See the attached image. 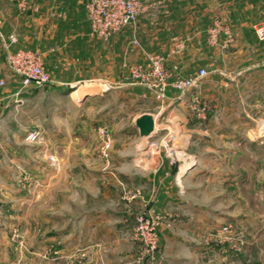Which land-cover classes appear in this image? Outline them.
<instances>
[{
	"label": "rangeland",
	"instance_id": "1",
	"mask_svg": "<svg viewBox=\"0 0 264 264\" xmlns=\"http://www.w3.org/2000/svg\"><path fill=\"white\" fill-rule=\"evenodd\" d=\"M23 2L27 0H21ZM138 2L142 12L127 27H134L143 19L175 18L184 7L194 2L207 5L208 0ZM210 26L204 32L207 46L210 45L207 34ZM130 44L140 46L137 36L131 37ZM183 47L184 39L173 40L175 55ZM140 53L142 60L133 63L130 69H120L122 74L126 71L122 80L135 84L131 93L123 88H110L87 104L81 85L59 89L52 82L23 88L20 100L12 97L0 109V264L65 262L67 259L59 257L60 251L55 244L62 245L63 250V233L72 220L63 217L67 209L70 211L65 197V164L76 157L70 148L95 147L97 155L107 158L113 137L120 144L129 140L121 137V133L133 135L134 116L155 114L157 102L162 107L174 97L181 101L178 109L186 118L185 128L189 134L183 146L190 142L192 152L201 157L202 165L196 178L190 184L179 181L172 184L168 193L159 195L162 199L168 198L165 202L171 200L167 208L159 206L155 211L146 208L157 192H142L140 185L119 181L118 205L121 209L113 212L121 218L113 224L106 222L110 225L99 227L97 235H90L91 240L82 241L85 243L80 245H94L92 257L102 258L107 264H146V260H138L140 245L134 239L133 228L135 216L147 211L160 220L159 248L154 264H264V165L257 164L258 155L253 151L248 154L244 166L240 155L226 153L227 149L234 150L242 145L241 138L264 143V121L241 120L243 108L246 109L245 105L238 104L241 91L233 90L236 104L231 105L224 101V88L218 90V104L214 105L210 101L213 90L208 84L212 69L207 66L200 67L207 74L199 79L198 85L183 94L170 87L163 93L149 87L141 78L133 77L134 73L151 70L149 55L164 58L168 82L195 76L200 68L176 67V58L169 60L163 51L140 49ZM102 127L110 138L106 155L100 151L102 141L98 128ZM30 132H37L34 141L27 140ZM169 136L171 134L166 131L158 140L143 138L141 146L150 145L160 156L156 172L165 160L172 162L174 158L172 140L167 144L162 142ZM164 153L169 157L162 161ZM50 157L55 159L52 165ZM33 161L39 162L38 168L32 167ZM174 165L167 166L169 174L176 173ZM134 199L141 201V206H132L128 214L123 213L127 210L122 203L128 204ZM50 212L61 218H49ZM73 252L82 255L84 251L77 249L67 253Z\"/></svg>",
	"mask_w": 264,
	"mask_h": 264
},
{
	"label": "crops",
	"instance_id": "2",
	"mask_svg": "<svg viewBox=\"0 0 264 264\" xmlns=\"http://www.w3.org/2000/svg\"><path fill=\"white\" fill-rule=\"evenodd\" d=\"M84 2L0 0V80L5 81L4 86H0V109L12 97L15 100L21 97L24 90L6 65L7 55L16 49L38 51L53 85L59 89L81 85L85 90L84 103L87 104L90 99L103 96V92L110 88H123L131 93L135 84L123 81L126 71L122 74L120 69H130L133 63L142 60L140 49H151L165 52L169 60L170 57L176 58V67L181 69L203 66L212 69L208 76V84L213 90L210 101L217 105V91L224 88L225 103L233 105L236 104L233 90L241 91L238 104L246 106L241 120L264 121V40L255 35V28L264 23V0H208L207 5L194 2L184 7L175 18L138 20L134 27H126L107 40L90 35ZM216 17L230 28L233 35L232 43L225 48L205 43V29ZM133 35L140 43L138 48L130 44ZM11 36L15 37L14 42L10 41ZM176 38L184 39V47L175 55L172 43ZM76 69L86 70L80 72ZM168 103L160 107L157 102L156 112L152 114L155 128L150 138L158 140L167 131L171 134L174 155L172 162L163 160L169 157L167 153L161 155L160 160L164 163L158 172L155 167L159 154L150 145L141 146L144 137L134 126L140 114L132 119L133 135L121 133V137L129 138L128 141L125 139L119 144L113 137L107 158L97 155L95 147L81 145L70 148L76 157L65 164V197L70 211L67 209L63 217L72 220L67 225L68 229L63 231V250L62 245L55 244L60 251L59 257L67 260L49 264H107L102 258L92 257L94 245L80 244L91 240L90 235H97L99 227L118 222L121 218L113 212L116 208L121 209L118 205L119 181L126 185H140L142 192H157L146 208L155 211L159 206L167 208L171 201L165 202L168 198L162 199L160 194L168 193V188L178 181L190 184L196 178L202 162L201 157L192 152L190 142L183 146L189 134L185 128L186 118L178 109L181 101L174 97ZM241 139L242 145L234 150L227 149L226 153L240 155L244 166L248 154L253 151L258 155L257 164L264 165V143L249 137L250 141ZM171 164L176 168L173 175L169 174L167 167ZM32 165L38 168L39 162L33 161ZM122 204L127 210L123 213L128 214L130 207L141 206V201L134 199ZM49 214V218H61L53 212ZM77 249L84 251L82 255L67 253Z\"/></svg>",
	"mask_w": 264,
	"mask_h": 264
},
{
	"label": "built area",
	"instance_id": "3",
	"mask_svg": "<svg viewBox=\"0 0 264 264\" xmlns=\"http://www.w3.org/2000/svg\"><path fill=\"white\" fill-rule=\"evenodd\" d=\"M85 15L89 25V33L92 36L107 40L119 33L125 27L134 23L142 12L138 0H85ZM208 43L212 46L218 45L221 48L229 46L233 41L230 28L222 23L219 18H214L208 29ZM255 35L259 40H264V23L255 28ZM10 41L14 42L15 37L11 36ZM149 72L134 73L133 77H139L153 89L163 93L168 87L179 91L181 94L198 85L199 79L207 72L200 68L195 76L185 79L168 82L165 72L164 58L160 55H149ZM7 68L15 75L20 82L21 88L39 87L46 83H52L50 73L44 68L40 53L32 49H16L6 57ZM143 68V66H142ZM137 67V69H142ZM4 82L0 80V86ZM102 141L100 151L106 155L110 146V138L105 128H98ZM169 135V133L167 132ZM37 132H30L27 140L34 141ZM171 137H164L162 142L168 143ZM55 162L50 157L49 163ZM159 217L150 212H143L135 216L133 228L134 239L140 245L138 260H146V264H154L156 252L159 248L158 225Z\"/></svg>",
	"mask_w": 264,
	"mask_h": 264
},
{
	"label": "water",
	"instance_id": "4",
	"mask_svg": "<svg viewBox=\"0 0 264 264\" xmlns=\"http://www.w3.org/2000/svg\"><path fill=\"white\" fill-rule=\"evenodd\" d=\"M154 123V118L150 113H142L135 119L134 126L141 137L150 138L154 129Z\"/></svg>",
	"mask_w": 264,
	"mask_h": 264
}]
</instances>
